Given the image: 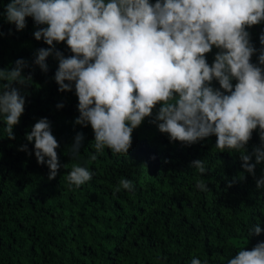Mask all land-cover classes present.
Listing matches in <instances>:
<instances>
[{
    "label": "trees",
    "instance_id": "obj_1",
    "mask_svg": "<svg viewBox=\"0 0 264 264\" xmlns=\"http://www.w3.org/2000/svg\"><path fill=\"white\" fill-rule=\"evenodd\" d=\"M10 2L0 0V70L24 59L29 67L23 75L32 79L23 86L13 84L26 98L14 140L7 138L0 116V264H191L193 258L201 264H228L241 248L251 250L264 242V187L256 188L264 162L256 165L255 175L245 172L240 153L217 149L214 135L184 146L170 142L146 117L133 131L128 153L105 147L91 161L94 133L90 125L75 124V89L58 91L53 57L46 61V73L33 63L37 50L48 45L34 38L37 26L31 17L22 31L7 22ZM246 31L259 49L264 21ZM54 43L66 57L74 55L66 42ZM218 51L213 46L205 54L209 66ZM250 63H258L256 55ZM231 83L234 90L238 81ZM212 86L220 87L215 80ZM160 107L156 105L153 116ZM40 118L50 121L59 145L61 168L52 180L47 166L37 163L34 141L25 139ZM259 131H253L248 153L260 144ZM77 133L83 134L78 159L70 151ZM23 145L31 155L19 150ZM194 160H204L205 174L190 167ZM74 165L88 168L91 180L70 184ZM121 178L133 182L132 191L121 186ZM201 179L208 191L197 188ZM257 223L260 235L250 236Z\"/></svg>",
    "mask_w": 264,
    "mask_h": 264
},
{
    "label": "clouds",
    "instance_id": "obj_2",
    "mask_svg": "<svg viewBox=\"0 0 264 264\" xmlns=\"http://www.w3.org/2000/svg\"><path fill=\"white\" fill-rule=\"evenodd\" d=\"M5 16L16 31L24 30L26 17L33 19L34 38L48 45L37 50L33 63L46 73V61L53 57L58 91L75 89V124L90 125L94 133L91 161L105 147L128 153L133 131L152 117L150 123L170 142L191 146L216 136V148L239 152L249 174L255 175L256 165L264 162V32L257 49L246 31L264 21V0H157L154 5L149 0H12ZM54 42H66L74 55L66 57ZM213 46L220 51L209 66L205 54ZM253 55L258 63H250ZM27 67V61L18 59L14 67L0 70V116L9 140L15 139L13 129L26 104L13 84L31 81V74L23 75ZM233 79L238 81L234 90ZM157 104L161 107L153 116ZM257 128L260 144L248 153L246 145ZM25 139L34 141L37 163L46 165L49 179H55L61 164L50 121L40 118ZM82 141L83 134L77 133L70 148L73 158H79ZM19 150L32 154L27 145ZM253 157L255 163H250ZM190 167L206 173L204 160H194ZM92 176L88 168L74 165L68 180L81 186ZM120 184L133 190L130 180L121 178ZM196 186L209 190L203 179ZM262 187L264 176L256 180L257 190ZM260 233L257 223L250 236ZM191 264L201 261L193 258ZM228 264H264V242L251 250L241 248Z\"/></svg>",
    "mask_w": 264,
    "mask_h": 264
}]
</instances>
